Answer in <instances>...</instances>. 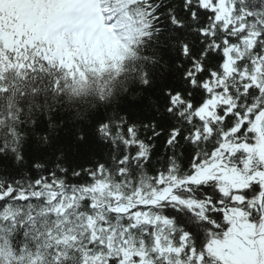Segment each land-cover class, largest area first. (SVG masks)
<instances>
[{"label":"snow or ice","instance_id":"snow-or-ice-1","mask_svg":"<svg viewBox=\"0 0 264 264\" xmlns=\"http://www.w3.org/2000/svg\"><path fill=\"white\" fill-rule=\"evenodd\" d=\"M0 264H264V0H0Z\"/></svg>","mask_w":264,"mask_h":264},{"label":"trees","instance_id":"trees-1","mask_svg":"<svg viewBox=\"0 0 264 264\" xmlns=\"http://www.w3.org/2000/svg\"><path fill=\"white\" fill-rule=\"evenodd\" d=\"M58 47H59V45H58ZM121 50H122L121 45H119L117 43L115 45V47L111 50V56L110 57L105 58V60L102 63L99 62V61H98V63L94 61V63H91L90 66L92 68H95L97 72L104 70L107 67V61H109V60L115 61L116 59H118ZM63 54L65 56L66 61L69 64V66H71V63H72V56H74V55H80L79 51L75 48L74 43H73V46H72L71 49H68L65 46V49H64V53ZM97 65H98V67H96Z\"/></svg>","mask_w":264,"mask_h":264},{"label":"rangeland","instance_id":"rangeland-1","mask_svg":"<svg viewBox=\"0 0 264 264\" xmlns=\"http://www.w3.org/2000/svg\"><path fill=\"white\" fill-rule=\"evenodd\" d=\"M54 9H56V8H54ZM57 10H55V11H57ZM55 11H52L51 9H49V12H55ZM92 31H95V29L93 28ZM85 38L87 39L88 42L92 43L93 52L96 53L97 55H100L101 43L105 42L106 44H108V41L112 40L111 38L106 37L103 31H101L99 33V35H97L95 37H93L91 35V32H89V34L87 36H85Z\"/></svg>","mask_w":264,"mask_h":264}]
</instances>
